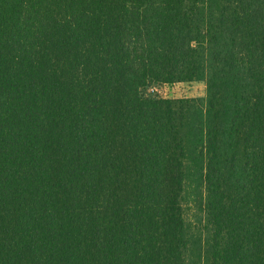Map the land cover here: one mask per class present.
Instances as JSON below:
<instances>
[{
  "label": "trees",
  "instance_id": "16d2710c",
  "mask_svg": "<svg viewBox=\"0 0 264 264\" xmlns=\"http://www.w3.org/2000/svg\"><path fill=\"white\" fill-rule=\"evenodd\" d=\"M0 264H264V0H0Z\"/></svg>",
  "mask_w": 264,
  "mask_h": 264
},
{
  "label": "rangeland",
  "instance_id": "374dc122",
  "mask_svg": "<svg viewBox=\"0 0 264 264\" xmlns=\"http://www.w3.org/2000/svg\"><path fill=\"white\" fill-rule=\"evenodd\" d=\"M145 94L165 99L205 98L207 86L204 81L156 84L150 87ZM201 195V189L197 188V183L188 180L184 207L189 222L198 223L197 220L201 215L199 211Z\"/></svg>",
  "mask_w": 264,
  "mask_h": 264
}]
</instances>
